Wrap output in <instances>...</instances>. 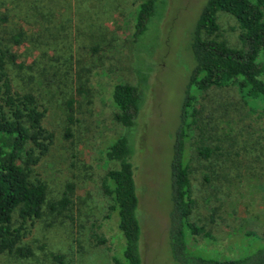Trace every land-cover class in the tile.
Instances as JSON below:
<instances>
[{
  "label": "rangeland",
  "instance_id": "rangeland-1",
  "mask_svg": "<svg viewBox=\"0 0 264 264\" xmlns=\"http://www.w3.org/2000/svg\"><path fill=\"white\" fill-rule=\"evenodd\" d=\"M7 1L11 23L33 37L13 48L24 64L12 70L14 81L39 95L54 138L36 166L48 194L43 215L28 224L24 238L34 256L5 255L0 264H126L119 216L103 189L108 170L119 166L106 149L123 133L133 149L142 264H177L170 249V161L194 64L191 36L207 0H157V16L138 41L132 31L142 0H37L51 17L47 37H38L41 25L26 24L25 12ZM219 22L222 38L241 47L236 20L224 13ZM119 82L139 84L145 93L130 129L114 116L112 91ZM217 93L202 112L212 110L203 130L224 156L198 157L196 129L187 151L191 220L204 232L188 238L199 255L238 258L264 245V101L243 99L234 85ZM59 254L63 261L54 258Z\"/></svg>",
  "mask_w": 264,
  "mask_h": 264
},
{
  "label": "trees",
  "instance_id": "trees-1",
  "mask_svg": "<svg viewBox=\"0 0 264 264\" xmlns=\"http://www.w3.org/2000/svg\"><path fill=\"white\" fill-rule=\"evenodd\" d=\"M7 2L0 0V257L11 255L18 259L34 256L32 246L24 238L28 224L44 213L48 188L37 174L36 166L50 150L54 132L44 124L47 108L39 95L32 89L18 88L14 81L12 70L22 69L24 64L18 63L13 48L33 37L25 28L11 23ZM13 2L20 13L25 12L26 24H38L44 29L38 37H47L51 17L43 11V6L37 0H27L25 5L24 1ZM224 13L236 20L241 47H232L222 38L219 18ZM156 16L157 0H142L133 23L135 41L146 34ZM191 49L194 64L174 133L170 161L172 258L177 264H264V245L238 258L204 257L194 252L188 234H200L204 227L191 220L195 199L191 159L187 153L192 135L199 129L202 137L195 145L196 155L204 159L224 156L222 146L214 144L203 130L208 127L212 110L202 112L207 102L218 99V90L234 85L243 99L264 101V0H207L192 32ZM144 95L139 84L119 82L113 87L112 100L117 109L114 116L126 129L135 125ZM200 96L207 99L203 101ZM130 140L123 133L107 147V158L119 166L108 170L103 189L112 197V208L119 216V227L125 236L126 264H142V227ZM59 203L65 207L68 198ZM53 256L63 261L62 254Z\"/></svg>",
  "mask_w": 264,
  "mask_h": 264
}]
</instances>
